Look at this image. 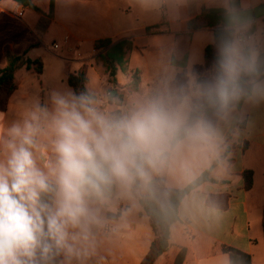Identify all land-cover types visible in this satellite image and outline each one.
<instances>
[{
	"label": "clouds",
	"instance_id": "9594fccd",
	"mask_svg": "<svg viewBox=\"0 0 264 264\" xmlns=\"http://www.w3.org/2000/svg\"><path fill=\"white\" fill-rule=\"evenodd\" d=\"M224 7L227 23L203 74L188 71L105 110L87 94L55 93L50 111L37 107L0 129V264H86L121 204L123 218L147 199L162 209L174 193L187 202L223 148L222 126L241 102L264 99L250 23L227 0Z\"/></svg>",
	"mask_w": 264,
	"mask_h": 264
},
{
	"label": "crops",
	"instance_id": "0c3cea01",
	"mask_svg": "<svg viewBox=\"0 0 264 264\" xmlns=\"http://www.w3.org/2000/svg\"><path fill=\"white\" fill-rule=\"evenodd\" d=\"M227 3L231 5L230 0ZM224 4L225 0H32L25 4L0 0V68L7 66L8 53H26L44 66L41 75L19 70L18 88L6 111H0V129L37 107L50 111L55 93H75L68 76L83 69L89 78L87 95L97 106L103 101L101 110L117 107L107 96L119 87L124 89L129 77L119 74L115 85L97 67L101 53L97 42L101 40L133 43L129 66L141 71L142 81L140 90L128 95L124 106L129 97L140 99L165 83L182 82L181 76L188 71L203 74L206 48L215 41V28L199 18L204 10H225ZM19 8L25 10L22 17L16 14ZM240 8L260 55L264 50V0H240ZM155 27L161 33L148 32ZM222 128L223 148L199 174L212 168L213 181L193 191L180 206L181 220L171 228L172 246L156 264H175L182 249L187 251L183 264H231L229 248L251 256L252 264H264V99L243 102ZM39 143L48 145V138L41 137ZM36 155L43 165L41 152ZM50 155L49 147L45 158ZM247 170L254 173L250 190L245 188ZM211 197H226V207L210 205ZM120 206L108 213L110 224L98 234L97 242L126 247L119 255L108 256L107 264H141L155 240L151 220L142 204L123 218ZM98 253L86 264H105Z\"/></svg>",
	"mask_w": 264,
	"mask_h": 264
},
{
	"label": "trees",
	"instance_id": "16d2710c",
	"mask_svg": "<svg viewBox=\"0 0 264 264\" xmlns=\"http://www.w3.org/2000/svg\"><path fill=\"white\" fill-rule=\"evenodd\" d=\"M20 3H29L32 0H16ZM54 1H52L53 7ZM230 4L240 12V0H230ZM226 10L212 9L204 10L199 20L205 19V25L215 28V41L212 45L206 48V62L203 67H211L216 56V44L219 36L222 34L227 23L225 15ZM220 24V25H219ZM198 27V26H196ZM149 33H161L159 27L150 28ZM97 48L100 50L97 57V67L104 70L109 76L111 83L118 85L117 76L124 74L129 77V82L123 89L121 94L112 95L110 103L117 107H123L126 102V97L140 90L142 76L140 70H133L129 66L130 55L133 50V43L129 40H124L118 43H113L111 40H101L97 42ZM8 64L4 68H0V111H6L11 97L18 88L17 73L22 68L34 70L38 75L43 73V62L41 60H31L26 57V53L22 55H13L8 53ZM260 60L264 66V50L261 52ZM185 74L181 76L182 80ZM68 83L74 89L77 95L86 92V85L89 83L87 70L83 69L76 74H69ZM243 102L237 108L242 106ZM212 168L203 172L197 181V186L193 190H197L200 186L207 182L213 181L211 178ZM245 188L252 189L254 173L252 170L244 172ZM192 191V192H193ZM226 197H211L209 204L212 206L219 205L221 208L226 207ZM170 206L167 209H162L159 203L155 200L147 199L141 202L145 212L151 220L155 240L153 241L148 255L143 259L141 264H156L157 260L171 248V228L179 222V209L181 206L180 198L174 193L170 198ZM263 231H264V212H263ZM231 264H252L251 256L238 250L229 248L227 250ZM187 251L182 249L179 253L175 264H183L186 259Z\"/></svg>",
	"mask_w": 264,
	"mask_h": 264
},
{
	"label": "rangeland",
	"instance_id": "374dc122",
	"mask_svg": "<svg viewBox=\"0 0 264 264\" xmlns=\"http://www.w3.org/2000/svg\"><path fill=\"white\" fill-rule=\"evenodd\" d=\"M208 69H210V67H206V68L203 67L202 71L206 72ZM105 86H107V85H105ZM103 90H105V88ZM122 92H123L122 87H119V89L117 88L113 91H110L108 96H107V98L109 99V102H110L112 95H116L117 93L121 94ZM136 100H138L137 97H129L128 98V105H130L132 102H134ZM227 163H228V161H227ZM177 226H181V223H178ZM112 245H113L112 243H106V242L105 243H98V242H96L95 250H94L93 254L88 258L89 261H87V263H91V261L95 259V255L97 254V252H101L98 254L101 255L100 257L103 259L104 263L107 264L109 261L108 256H111L112 254L117 256L120 253L124 252V250H125L124 248H126L125 246H123L124 248H122V249L120 247L115 248V245H113V246ZM260 264H262V263L260 262Z\"/></svg>",
	"mask_w": 264,
	"mask_h": 264
},
{
	"label": "built area",
	"instance_id": "2783aa9c",
	"mask_svg": "<svg viewBox=\"0 0 264 264\" xmlns=\"http://www.w3.org/2000/svg\"><path fill=\"white\" fill-rule=\"evenodd\" d=\"M24 8H19V10L17 11V16L18 17H22L23 15H24ZM55 48H59V45H55ZM100 102V104L98 105V107H101V108H103V101H99ZM120 209H123V205H121L120 206Z\"/></svg>",
	"mask_w": 264,
	"mask_h": 264
}]
</instances>
